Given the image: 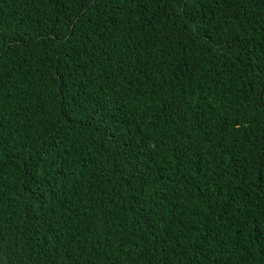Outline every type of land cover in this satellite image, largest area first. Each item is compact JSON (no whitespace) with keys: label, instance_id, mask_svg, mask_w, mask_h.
I'll use <instances>...</instances> for the list:
<instances>
[{"label":"trees","instance_id":"trees-1","mask_svg":"<svg viewBox=\"0 0 264 264\" xmlns=\"http://www.w3.org/2000/svg\"><path fill=\"white\" fill-rule=\"evenodd\" d=\"M0 264H264V0H0Z\"/></svg>","mask_w":264,"mask_h":264}]
</instances>
